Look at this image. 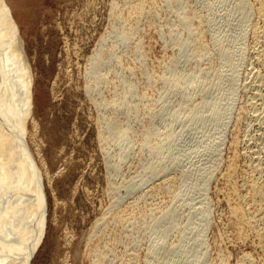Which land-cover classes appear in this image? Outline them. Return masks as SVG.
<instances>
[{"label": "rangeland", "instance_id": "rangeland-1", "mask_svg": "<svg viewBox=\"0 0 264 264\" xmlns=\"http://www.w3.org/2000/svg\"><path fill=\"white\" fill-rule=\"evenodd\" d=\"M126 1L0 0V24L10 23L34 77L35 117L41 124L37 135L31 131V124H28L30 136L26 143L29 146H27L28 151L30 150L37 163V169L41 168L44 171V176L40 174V181H42L45 199L43 207L45 220L42 223L41 219L42 226L38 239L32 252L27 256L25 264H158L161 260L165 261L164 264H185L187 262L186 253L180 257V260L170 261L164 258L162 247L157 245L159 241L166 240L168 246L179 244L181 240L179 234L168 233L164 226L168 225L167 221L159 219L168 211L175 210L178 214L177 205L185 212L194 211L191 220L185 215L187 212L175 217L180 227L192 231L198 230L202 225L200 208L204 209V205L208 207V226L203 239L208 251L210 250L208 254L210 258L213 259L220 253L226 256L227 264H241L242 256L247 252L255 260V262L252 260L253 264H264L263 252L253 243V238L250 242L231 243L223 234L228 211L222 200L225 196L223 191L226 188V182L223 184L225 181L223 175L235 152L231 143L234 119H230L224 132L222 131L215 159L206 156L207 158L205 157L202 163L195 160L194 165L184 162L187 154L196 146L192 140L194 130L199 129L203 132L204 137L199 136L205 143L211 142L215 132L204 126L182 127L181 124L174 123L172 131L178 136V144L181 143L184 155L178 163L179 168L168 170L166 180L160 176H148V172L141 169L142 164L151 157L146 149L141 145L138 146V142L133 144L129 157L120 162V168L117 170L112 168L111 164L116 159L119 148L113 142H103L100 135L103 133L106 137L110 136L119 124V120L112 119L114 112L111 107H98L97 103H100L102 98L112 102H116L117 99L113 96L114 89L110 87L111 84H101L102 94L100 95L94 92L87 93L85 75L88 60L96 50L102 49L100 43L103 37H108L113 30L116 18L121 22L125 16L127 18L123 10L119 9L120 12L118 10L114 12L113 5L117 3L122 6ZM189 5L197 10L204 25H208L209 31L205 34L207 43L214 35L223 32V27L219 22L222 9L224 6L229 7V4H225L222 0H190ZM3 17H7L9 21L2 20ZM144 21L140 24L142 27L139 26L141 29L139 36L148 52V66H146L159 72L175 60L178 52L175 39L177 33L184 31L180 29L179 32L174 33L177 18L165 5L160 7L159 16L153 25ZM118 23L121 25L120 22ZM249 41L248 37L245 43L248 44ZM112 42V38H108L105 44L109 47ZM116 50L117 53L123 54L124 45L121 43ZM121 61L124 65L134 63L123 56ZM214 63L217 64V62ZM192 67H195L193 63L190 64V68ZM218 67L223 68L221 63H218ZM246 68L248 70L249 67H239L240 82L246 77ZM172 69H169L168 76L171 75ZM115 76L116 71H112L102 80L114 81L117 85L118 80ZM160 88V83L149 88L145 79H142L137 87L139 94L142 90L149 94H147L148 100H142L141 103L148 104L149 101L151 104L149 106L153 109L160 108L154 122L155 127H161L164 118L162 117L164 102L157 103L156 101L159 98ZM137 94L128 96L126 101L132 103L133 106L139 104ZM247 97L248 94L242 92L241 89L238 90L234 115L240 105L247 101ZM141 105L140 108H142ZM126 108H123L121 112L126 113ZM140 113L132 121L136 140L142 134L144 125L149 122L148 114L145 115L143 111ZM121 119L124 118L121 117ZM256 123L253 118L252 120L248 118L245 126L241 127V143L235 152L238 153L235 155L240 158H236L240 173L249 167L246 165L251 164V158L246 153L249 144L257 147L255 144L260 142L257 145L264 146V131H261L259 124ZM217 135L220 136V134ZM250 137H254V143L250 141L251 143L248 144ZM38 150L40 154H37ZM215 160L219 165H214L217 171H214V176L208 185L202 187L198 194L191 198L174 199L173 191L180 180L181 187L188 188L187 191H190L192 184L200 182L199 169L202 167L207 169L212 162L215 164ZM186 170L190 172L189 176L183 173ZM171 177L174 179L171 180ZM131 178L132 181H129ZM165 181L167 183L164 184ZM128 184H137V186L129 192L128 188L125 189ZM138 199V205H141L138 206L140 209L135 207L136 212H141V215L143 212L146 213L145 215L149 213L153 215L143 214V217L141 216L144 219L143 223L139 225H117L113 220L115 215L124 211L125 208L131 209L128 210L129 212L135 210L131 208V205H136ZM201 202H204V205ZM105 229L114 231L115 236L119 238L116 240L119 241H108L107 247L104 246L101 251L96 252L95 249L101 245L99 238ZM191 236L192 233L189 231L186 240L190 242ZM192 255L204 257L198 250L193 251ZM244 262L246 263L243 260L242 264H245Z\"/></svg>", "mask_w": 264, "mask_h": 264}, {"label": "bare ground", "instance_id": "bare-ground-1", "mask_svg": "<svg viewBox=\"0 0 264 264\" xmlns=\"http://www.w3.org/2000/svg\"><path fill=\"white\" fill-rule=\"evenodd\" d=\"M189 1L127 0L122 6L114 4L113 11L123 10L127 18L123 13H121L125 16L123 22L116 18L117 23L114 22L113 30L108 37H103L100 43L102 49L96 50L88 60L85 75L86 92L100 95L102 94L100 85L111 84L110 87L114 89L113 96L117 99L116 102H112L102 98V101L97 103L98 107H111L114 112L112 119L119 120V124L110 136L106 137L103 133L100 135L103 142H113L119 148L117 157L111 164L115 170L120 168V162L123 159L129 157L133 144L138 142V146L141 145L146 149L151 157L142 164L144 166H141V169L148 172V176L167 178L168 170L178 167L184 155L181 143L178 144V136L172 131L174 123L181 124L182 127L204 126L215 132L211 142L205 143L199 136L204 137L203 132L199 129L194 130L192 140L196 146L184 160L191 165L195 164V160L202 163L201 161L206 156L215 159L221 135L230 119H234L233 127L231 126L233 128L231 143L235 152L241 143V127L245 126L248 118L251 120L253 118L259 124L261 131H264V0H222L225 4H229V7L224 6L222 9L219 22L223 27V32L214 35L209 43L205 41V34L209 31L208 25H204L202 17L195 8L190 7ZM162 5L168 6L177 18L174 33L179 32L180 29L184 32L177 33L175 39L178 58L176 56L175 60L157 72L147 67L148 52L139 35L140 27H142L140 24L145 20L144 22H150L153 25ZM4 19L8 20L7 17L2 18ZM10 22L15 26L11 20ZM248 37L250 41L246 44ZM108 38L113 40L109 47L105 44ZM121 43L124 45L123 54L117 53L116 50ZM107 48L109 49L106 50ZM122 56L131 59L134 62L133 65L130 63L124 65L121 61ZM191 63L195 67L190 68ZM218 63H221L223 68H219ZM242 66L249 68L248 70L246 68L247 74L245 72L244 81L240 82L238 71ZM170 68L173 69L171 75L168 76ZM112 71H116L117 85L114 81L102 80ZM33 78L30 65L14 36L10 23L0 24V264H25L45 220L43 214L45 199L42 181H40V174L44 176V171L40 167L37 169V163L30 150L28 151L29 146L26 143L30 136L28 124H31V131L36 135L41 128V124L35 117ZM142 79L147 80L149 88L155 87L156 83L161 84L158 90L159 98L156 100L157 103L164 102V115L162 116L164 118L161 127L154 126L160 108L153 109L149 106L151 105L149 101L148 104L141 103L142 100H148L147 91L142 90L139 94L137 90ZM240 89L248 94V97L234 115L236 95ZM134 94H137L139 104L133 106L132 103L126 101V98ZM123 108H126V113L121 112ZM141 111L145 115L148 114L149 122L144 125L142 134L136 140L132 121L137 115L139 116ZM250 141L254 143V137L249 138L248 144ZM257 144H255L257 147L253 144L246 146L247 151H245L251 158V164L246 165L249 167L244 171L241 169L243 172L240 173L237 167V159L240 158L235 154L238 153L234 152L235 156L233 155L229 165L226 166L227 170L223 175L225 178H223L225 180L223 184L226 182V188L223 191L225 196L222 200L228 211L223 234L231 243L250 242L253 238L254 242H252L261 249L264 255V146ZM39 150L37 154H40ZM33 155L35 156L34 153ZM214 165L219 164L216 161L215 164L212 162L207 169L203 167L199 169L200 182L192 184L190 191H187L188 188L181 187L180 180L176 188L174 187V199L191 198L197 195L202 187L210 183L214 171H217ZM183 173L186 176L190 174L187 170ZM172 179L174 178L171 177ZM129 181H132V178ZM136 186L137 184H128L125 189L128 188L130 192ZM143 201L140 200V202ZM136 202L137 204L131 205V208H139L138 206L141 205H138L139 199ZM201 204L204 205V202ZM204 206V209L199 210L202 214V225L198 230H187L188 228L180 227V224L176 223L175 217L178 214L187 212L185 215L189 216L190 220L191 215L194 214L193 210L185 212L179 205H177L178 214L172 210L159 218L167 221L168 225L164 226L168 233L176 232L181 239L178 245H171L169 242L168 246L167 240L157 243L162 247L165 259L176 262L186 253L187 262L185 264H227L226 256L218 253L219 251L213 259L208 255L210 250L208 251L203 236L208 226L209 209L206 205ZM136 209L129 212L128 210L131 209L125 208L124 211L118 212L113 219L114 222L117 225L122 224L121 226L143 223L142 217L146 213L143 212L141 215V212H136ZM189 231L192 233L190 242L186 240ZM114 233L112 230H103L99 238L101 245L95 249L96 252L101 251L104 246L107 247L108 241L119 239ZM195 250L200 251L205 258L194 257L192 252ZM242 258L246 261L245 264L255 262L247 252ZM243 260L241 259L242 262ZM164 263V260L158 262V264Z\"/></svg>", "mask_w": 264, "mask_h": 264}]
</instances>
